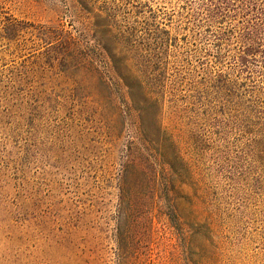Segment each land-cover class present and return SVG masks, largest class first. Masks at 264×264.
<instances>
[{"label": "rangeland", "instance_id": "rangeland-1", "mask_svg": "<svg viewBox=\"0 0 264 264\" xmlns=\"http://www.w3.org/2000/svg\"><path fill=\"white\" fill-rule=\"evenodd\" d=\"M243 18L0 0V264H264V44L233 66Z\"/></svg>", "mask_w": 264, "mask_h": 264}, {"label": "trees", "instance_id": "trees-1", "mask_svg": "<svg viewBox=\"0 0 264 264\" xmlns=\"http://www.w3.org/2000/svg\"><path fill=\"white\" fill-rule=\"evenodd\" d=\"M234 1L238 3L233 4ZM201 3L203 15L207 21L233 17L236 13H241L244 16L236 36L240 46L237 47V51L233 55V66H237L240 73L252 72L250 65L254 64L252 62L253 46H262L264 44V0H201ZM231 11L235 14H231ZM262 63H264V59ZM160 169V174L157 171L154 172V180L159 178L160 185L164 187V191L170 193L173 189L170 188V184L174 182L171 172L174 169L168 162L163 163ZM132 176L131 172L128 173V179ZM121 195L126 200H130L132 197V193L128 189L122 191ZM131 207V205L128 207L129 213L132 210Z\"/></svg>", "mask_w": 264, "mask_h": 264}]
</instances>
